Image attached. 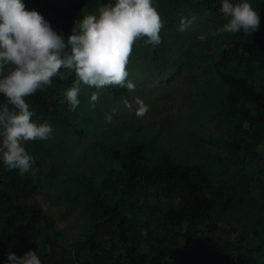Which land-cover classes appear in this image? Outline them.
<instances>
[{
  "label": "trees",
  "instance_id": "trees-1",
  "mask_svg": "<svg viewBox=\"0 0 264 264\" xmlns=\"http://www.w3.org/2000/svg\"><path fill=\"white\" fill-rule=\"evenodd\" d=\"M21 2L41 14L65 43L83 18L79 6L65 10L50 0ZM213 3L205 0L203 6L210 10ZM261 5L264 11V0ZM10 69L0 71V78ZM213 69L226 87L222 113L231 127L222 145L227 165L243 168L264 156V24L252 36L234 33ZM66 71L71 73L64 76ZM75 79L74 70L61 68L51 85L25 97L32 121L48 122L61 137L55 150L45 140L23 144L34 160L32 175L8 170L0 159V264H8L10 251L23 257L29 250L41 264H264V189L259 202L250 184L244 190L219 185L202 165L183 164L167 154L154 158L144 144L110 150L111 171L102 180L82 183L87 231L73 243L62 241V231L37 202L36 180L59 176L62 189L78 190L73 179H61L64 143L89 147L90 140L102 146L97 139L102 119L98 127L85 115L84 101L78 97L73 111L66 100ZM6 103L0 94V105ZM221 232L230 237L218 244L214 238Z\"/></svg>",
  "mask_w": 264,
  "mask_h": 264
},
{
  "label": "rangeland",
  "instance_id": "rangeland-1",
  "mask_svg": "<svg viewBox=\"0 0 264 264\" xmlns=\"http://www.w3.org/2000/svg\"><path fill=\"white\" fill-rule=\"evenodd\" d=\"M50 1L65 10L79 6L83 17L98 15V9L108 3L105 0ZM175 1L153 0L163 21L159 33L162 42L153 46L145 43L147 37H142L132 46L126 70L135 85L134 90L107 86L99 90V98L92 106L91 95L97 89L81 86L78 97L88 108L85 115L97 120L98 127L102 119L103 127L97 134L102 146L90 140L87 141L89 147L74 146L76 142L70 147L66 142L61 150L67 154L65 164L64 161L59 163L63 166L61 179H73L79 189H62L61 183L58 184L59 176L53 180L51 176L40 175L36 180L39 186L37 202L62 231V241L73 243L84 238L87 231L83 206L87 196L80 191L82 183L102 180L114 166L110 150H122L132 143L148 145V155L154 158L167 154L183 164L202 165L219 185L226 183L244 190L250 184L253 199L262 201L264 156L243 168L231 167L227 165L222 145L231 125L222 113L226 87L216 76L213 64L234 33L208 35L203 41L198 39L209 29L215 31L227 23L219 11L222 0H213L210 10L204 8L205 0ZM262 1L248 0L259 12V25L264 24ZM231 2L235 4L241 0ZM182 19L194 22L185 31H179ZM12 67L8 65L4 69ZM70 73L66 71L63 75ZM137 99L149 108L143 117L136 114ZM60 137L61 133L53 130L45 141H50L48 146L55 150ZM48 170L50 172V168ZM32 172L30 170L29 174ZM229 237L230 233L221 232L214 241L220 244Z\"/></svg>",
  "mask_w": 264,
  "mask_h": 264
},
{
  "label": "clouds",
  "instance_id": "clouds-1",
  "mask_svg": "<svg viewBox=\"0 0 264 264\" xmlns=\"http://www.w3.org/2000/svg\"><path fill=\"white\" fill-rule=\"evenodd\" d=\"M219 11L227 19L222 27L209 29L198 39L208 35L238 33L249 35L259 30V12L248 0L232 3L222 0ZM98 15H87L75 22L73 34L67 42L37 11L26 10L21 0H0V71L13 66L0 78V94L7 103L0 105V159L8 170L29 172L34 160L23 146L27 141L46 140L53 129L48 122L32 121L34 113L25 97L49 86L61 68L74 70L76 79L65 92L71 110L79 104L82 85L97 89L91 95L92 106L99 98V90L119 86L134 90L128 78L127 64L134 43L147 37L146 44L159 45L163 21L153 0H108L98 9ZM194 20L182 19L179 31H185ZM137 116L149 110L143 101ZM110 120L111 117H108ZM8 264H41L39 256L29 250L23 257L11 251Z\"/></svg>",
  "mask_w": 264,
  "mask_h": 264
}]
</instances>
